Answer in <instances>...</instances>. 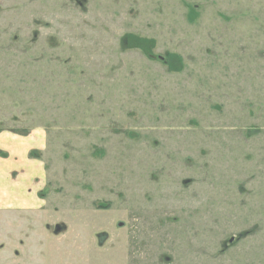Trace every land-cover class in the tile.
Listing matches in <instances>:
<instances>
[{"label": "rangeland", "instance_id": "1", "mask_svg": "<svg viewBox=\"0 0 264 264\" xmlns=\"http://www.w3.org/2000/svg\"><path fill=\"white\" fill-rule=\"evenodd\" d=\"M0 264H264V0H0Z\"/></svg>", "mask_w": 264, "mask_h": 264}, {"label": "crops", "instance_id": "2", "mask_svg": "<svg viewBox=\"0 0 264 264\" xmlns=\"http://www.w3.org/2000/svg\"><path fill=\"white\" fill-rule=\"evenodd\" d=\"M6 135L9 136V139L7 141V144L4 145V149H7L10 152V156L11 157H10L9 160L12 163L11 165L14 166V168L18 167L20 169L21 166L24 167L27 164H30L29 161L26 162L27 160H25L24 157L22 155H20V153H18V151L16 149L17 147L15 145V142L13 141L14 135L12 133H7ZM8 136L6 137V139L8 138ZM30 176L31 175L29 174L28 177H27L28 179L26 180V185L24 186V187H26V188H24L26 190V192H27V190L29 188V181L28 180H29ZM22 197L23 196H21V198Z\"/></svg>", "mask_w": 264, "mask_h": 264}, {"label": "water", "instance_id": "3", "mask_svg": "<svg viewBox=\"0 0 264 264\" xmlns=\"http://www.w3.org/2000/svg\"><path fill=\"white\" fill-rule=\"evenodd\" d=\"M60 229H59V227H56V232H58Z\"/></svg>", "mask_w": 264, "mask_h": 264}]
</instances>
